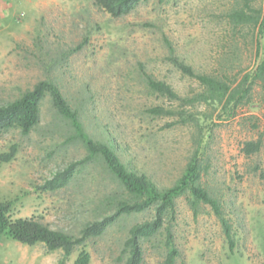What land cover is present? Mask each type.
I'll return each instance as SVG.
<instances>
[{
  "label": "rangeland",
  "instance_id": "rangeland-1",
  "mask_svg": "<svg viewBox=\"0 0 264 264\" xmlns=\"http://www.w3.org/2000/svg\"><path fill=\"white\" fill-rule=\"evenodd\" d=\"M236 8L262 12L264 0H143L121 17L92 0H0V105L40 80H53L80 108L85 130L110 140L123 162L160 188L181 176L200 137V182L231 224L233 249L210 206L201 203L193 214L186 192L175 198L174 212L163 217L159 230L141 239V264H165L167 226L173 264H264V88L252 83L246 97L224 110L196 100L204 85L170 59L232 89L264 52L257 25L231 21ZM146 76L167 83L177 97L152 92ZM156 106L169 113H151ZM71 136L48 94L34 129L0 134V155L15 146L10 160L0 158V201L11 202V218L33 216L79 235L86 222L112 211L111 197L120 189L99 159L76 165L66 185L43 188L54 172L85 156ZM257 140L259 149L246 154L244 144ZM153 216L152 206L120 215L86 242L89 264H120L129 229ZM80 249L65 264H73ZM61 258V250L48 251L41 243L0 237V264H58Z\"/></svg>",
  "mask_w": 264,
  "mask_h": 264
},
{
  "label": "trees",
  "instance_id": "trees-1",
  "mask_svg": "<svg viewBox=\"0 0 264 264\" xmlns=\"http://www.w3.org/2000/svg\"><path fill=\"white\" fill-rule=\"evenodd\" d=\"M96 7L108 12L113 17H121L128 14L139 1L143 0H92ZM244 8L233 9L229 17L235 24L252 23L258 26V31L264 34V10H249ZM257 47V46H256ZM171 62L182 73L197 78L203 85L204 90L196 100L208 104H221L222 109H232L231 103L246 97L250 91L251 84L258 82L264 88V52L260 62L251 73H246L240 81L232 88L224 82L206 74H198L186 65L182 60L172 56ZM147 87L154 93L176 98L173 89L164 81L155 80L151 76L145 77ZM48 94L52 107L57 116L67 121L73 130V135L78 139L86 150L82 159L68 164L62 170L53 173L47 179L44 189L54 190L66 185L74 175L76 165L84 164L92 159H99L105 169L118 184L119 194L114 193L111 197L113 203L112 211L98 219L86 222L79 231V235H73L61 229L51 228L36 217L11 218L9 215L11 202L0 201V237L18 241L26 245L43 244L48 251L61 250L62 258L58 264H65V259L78 247L73 264H89L90 254L84 249L86 242L101 235L106 227L112 224L120 215L132 212H140L149 207L154 208V216L151 220L134 224L129 229V234L124 241L123 251L125 257L120 264H141L143 252L140 245L141 239H149L162 226L163 217L174 212V200L177 196L188 193L187 202L193 211L197 213L199 204H207L217 217L224 237L233 249L234 240L231 232V224L224 217L221 205L217 198L211 195L207 188L200 182L201 170L203 169L199 156V139L192 155L188 159L181 176L169 187L160 188L144 172L137 171L123 162L116 152L112 142L102 141L92 137L84 128L80 120V108L71 106L63 96L58 85L51 79H43L36 82L31 89L23 91L18 97L0 105V134L11 129L18 128L24 135L34 129L39 122V105L44 95ZM149 111L156 115L166 112L162 107H154ZM187 115V114H185ZM264 116V112H263ZM187 117V116H186ZM185 119V118H184ZM188 119L194 120L192 115ZM195 121V120H194ZM201 136V134H199ZM260 147V140L250 141L244 144L246 154L255 152ZM15 153V146L10 151L0 155L1 160H10ZM166 260L165 264H173L176 250L173 246L170 228L166 227L165 234Z\"/></svg>",
  "mask_w": 264,
  "mask_h": 264
}]
</instances>
